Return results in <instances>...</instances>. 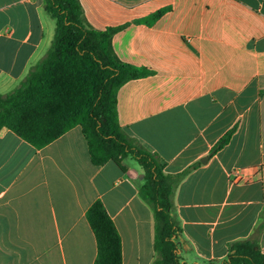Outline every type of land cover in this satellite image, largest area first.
I'll use <instances>...</instances> for the list:
<instances>
[{
	"label": "crops",
	"instance_id": "1",
	"mask_svg": "<svg viewBox=\"0 0 264 264\" xmlns=\"http://www.w3.org/2000/svg\"><path fill=\"white\" fill-rule=\"evenodd\" d=\"M79 2L91 27L124 25L111 38L114 53L151 71L119 87L121 128L167 173L198 162L172 195L181 261L225 259L237 239L255 238L264 252V0ZM43 5L0 0V94L51 43L55 21ZM158 10L155 21H137ZM231 128L227 143L209 153ZM142 181L130 157L92 164L79 125L40 148L1 128L0 264H93L85 212L96 199L119 235L121 263L151 264Z\"/></svg>",
	"mask_w": 264,
	"mask_h": 264
},
{
	"label": "trees",
	"instance_id": "2",
	"mask_svg": "<svg viewBox=\"0 0 264 264\" xmlns=\"http://www.w3.org/2000/svg\"><path fill=\"white\" fill-rule=\"evenodd\" d=\"M43 6L55 21L53 38L17 86L0 94V129L5 127L40 148L79 125L92 164L103 165L114 157L135 160L143 170L138 195L152 213L151 264H198L179 257L176 238L181 226L172 200L179 182L198 162L177 173L165 172L158 157L135 142L117 119L119 87L151 73L122 62L114 53L111 38L124 25L91 27L79 0H44ZM161 14L158 10L137 21L151 23ZM233 130L219 138L209 153L222 148ZM85 218L95 238L93 264H122L119 235L99 199L87 208ZM206 264H264V252L255 238L237 239L229 244L225 259Z\"/></svg>",
	"mask_w": 264,
	"mask_h": 264
},
{
	"label": "water",
	"instance_id": "3",
	"mask_svg": "<svg viewBox=\"0 0 264 264\" xmlns=\"http://www.w3.org/2000/svg\"><path fill=\"white\" fill-rule=\"evenodd\" d=\"M207 158H208V156H205V157L201 158L200 161L203 162L204 159H207ZM141 177H142V175H141Z\"/></svg>",
	"mask_w": 264,
	"mask_h": 264
}]
</instances>
